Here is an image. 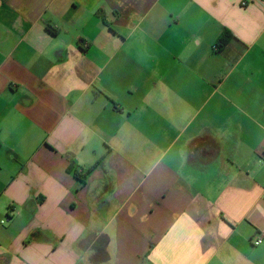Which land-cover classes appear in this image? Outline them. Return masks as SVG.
<instances>
[{"label": "crops", "instance_id": "1", "mask_svg": "<svg viewBox=\"0 0 264 264\" xmlns=\"http://www.w3.org/2000/svg\"><path fill=\"white\" fill-rule=\"evenodd\" d=\"M0 264H264V0H0Z\"/></svg>", "mask_w": 264, "mask_h": 264}, {"label": "trees", "instance_id": "2", "mask_svg": "<svg viewBox=\"0 0 264 264\" xmlns=\"http://www.w3.org/2000/svg\"><path fill=\"white\" fill-rule=\"evenodd\" d=\"M233 36L229 33V32H224L222 37L218 40V47L219 48H223L224 46H226L229 42V40L232 38ZM91 171V170H90ZM88 171V173L90 172ZM87 173V175H88ZM87 175H80L77 172L75 173V176L80 180V181H84L85 177Z\"/></svg>", "mask_w": 264, "mask_h": 264}, {"label": "built area", "instance_id": "3", "mask_svg": "<svg viewBox=\"0 0 264 264\" xmlns=\"http://www.w3.org/2000/svg\"><path fill=\"white\" fill-rule=\"evenodd\" d=\"M245 4V3H244ZM262 243V237H258L254 242H253V244H254V246H258V245H260Z\"/></svg>", "mask_w": 264, "mask_h": 264}]
</instances>
